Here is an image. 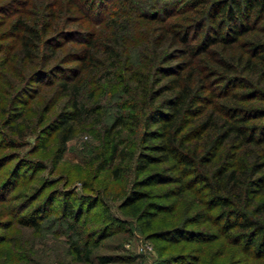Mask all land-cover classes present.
<instances>
[{"label":"trees","instance_id":"1","mask_svg":"<svg viewBox=\"0 0 264 264\" xmlns=\"http://www.w3.org/2000/svg\"><path fill=\"white\" fill-rule=\"evenodd\" d=\"M90 4L91 0H56L51 5L67 12H88L86 7ZM118 4L120 7L125 5L120 14L130 16L131 13L135 19L121 21L118 19L120 14L115 13L114 19L104 25L106 29L99 30L101 32L93 27L66 32L72 33L71 38L80 44L75 59L79 65L64 70V76L59 80L58 88L72 108L61 110L57 115L58 156L63 154L62 150L71 138L72 122L94 109L80 106L78 102L83 80L89 73L96 75L100 71H105L103 76L112 77L109 68L121 63L122 70L127 68L129 73L125 80L134 82L135 89L141 91L142 100L138 113L120 112L104 133L106 147L103 151L108 152L107 160L111 161L119 151L120 158H126V147L120 149L123 141L118 139L121 130L130 126L140 129L142 149L134 159L135 180L122 208H129L138 217L140 230L149 232L150 239L161 236L163 239L211 241L216 238L192 230L153 231L158 213L150 209L157 210L160 206L146 202L152 191L144 189L171 184L164 195L179 197L201 185L196 192L204 194L209 208L207 212L193 209V223L226 221L229 230L234 226L240 229L239 233L230 236V240L235 244L243 241L252 254L264 255V222L253 215H264V123H251L254 119L264 118V107L235 104L260 95L264 101V87L258 81L260 77L264 80V41L246 40L245 43L241 39L254 29L253 21L264 15V0H172L163 3L142 0L141 5L135 0H120ZM44 7L48 8V5ZM53 11L46 10L48 21L45 23L31 21L23 15L10 23L9 32L18 39L21 59L33 62L44 48L45 35L49 30L57 29L52 22ZM126 27H138L139 37L152 45L148 57L151 62L161 60L162 52L166 54L164 50L172 51V58L184 59L179 69L156 64L150 76L145 74L139 69L138 60L127 56V46H120L117 39L104 33L107 29L116 32ZM46 48L53 50L49 46ZM205 59L209 60L208 64ZM154 71L165 77L162 84L152 77ZM213 75L220 78L221 86L210 90L205 86ZM237 86L244 90L236 93ZM123 90L129 94L128 85H124ZM167 92L169 94L161 98ZM126 107L135 110L137 104L120 105L119 109L123 111ZM113 172L118 177L120 169ZM216 206L220 209L213 215L211 210ZM20 208L19 215L15 220L6 221L4 228L10 229L16 223L40 231L41 220L45 218L42 213L46 211L43 205L25 213L22 212L26 207ZM61 212L69 218L67 244L78 261L96 264L113 261L109 255L92 254V249L108 235L98 233L99 237L92 238L96 232L91 229L84 232L79 225L81 214L72 201L63 203ZM230 217L237 221L229 222ZM103 220L109 224L119 222L110 215Z\"/></svg>","mask_w":264,"mask_h":264},{"label":"rangeland","instance_id":"2","mask_svg":"<svg viewBox=\"0 0 264 264\" xmlns=\"http://www.w3.org/2000/svg\"><path fill=\"white\" fill-rule=\"evenodd\" d=\"M55 1L0 0V264H96L78 261L68 248L66 229L69 218L61 212V205L67 201H72L81 214L79 225L84 232L89 229L96 232L92 238L102 233L108 235L92 249L93 255L113 257L108 264H264L263 254H252L243 241L235 244L229 239L240 232L237 226L229 230L226 221L219 220L193 223V209L207 212L209 208L204 194L196 192L201 185L179 197L164 195L171 184L144 189L152 191L146 202L160 206L159 212L158 209H150L158 213L153 231L161 233L170 228L192 230L216 238L211 241L163 239L161 236L150 239L149 232L140 230L138 217L129 208H122L135 180L134 159L142 149L140 129L130 126L121 130L118 139L123 141L120 149L126 147V158H120L119 151L109 160L110 163L108 152L103 151L106 147L104 133L120 112L138 113L142 100L141 91L135 89L134 82L125 80L129 73L127 68L122 70L121 63L109 68L112 77L103 76L105 71H100L96 75L89 73L83 80L78 102L80 106L94 109L72 122L71 138L66 142L63 154L58 156L57 115L61 110L72 108L71 102L58 88L59 80L64 76V70L79 65L75 59L80 44L71 38L72 33L66 32L69 29L85 31L91 27L101 32L99 30H105L104 25L114 19L115 13L120 14L125 5L120 7V0H91L92 4L86 7L88 12H64L62 7L52 6ZM141 1L135 0L139 4ZM153 1L163 3L172 0ZM45 4L48 8L44 7ZM51 9L54 10L52 22L57 29L49 30L45 35L44 48L33 62L21 59L18 39L9 32L10 23L19 15L45 23L48 21L45 12ZM118 19L130 22L135 17L131 13L130 16L120 14ZM251 25L254 29L241 38L242 42L264 41V15ZM137 30L138 27H126L116 32L107 29L104 33L117 39L120 46L126 45L129 59L138 60L139 69L149 76L156 64L179 69L184 59L172 58V51L164 50L166 54L162 52L161 60L153 59L151 62L148 57L152 45L145 43ZM208 62L205 59V63ZM162 75L156 71L152 73L159 85L165 81ZM261 79L258 81L264 87ZM219 81L220 78L213 75L205 88L218 89L221 86ZM124 85H128L129 94L124 92ZM243 90L239 86L234 89L236 93ZM168 94L164 93L161 98ZM256 97L235 104L263 108V97ZM132 103L137 104L135 110L126 107L120 111V105L130 106ZM7 121L9 123L6 124ZM251 123L262 124L264 118L254 119ZM116 168L120 169L118 177L113 172ZM5 197L7 199L4 200ZM37 205L46 209L42 213L45 218L41 220L40 231L16 223L10 229L4 228L6 221L15 220L19 215L20 207H26L22 212L25 213ZM219 209L216 206L211 213L216 215ZM106 215L119 222L109 224L103 220ZM253 215L264 222V215ZM236 221V218H229L233 224Z\"/></svg>","mask_w":264,"mask_h":264}]
</instances>
